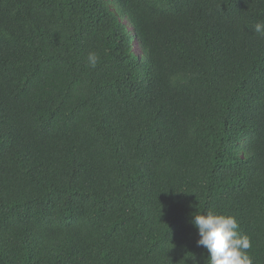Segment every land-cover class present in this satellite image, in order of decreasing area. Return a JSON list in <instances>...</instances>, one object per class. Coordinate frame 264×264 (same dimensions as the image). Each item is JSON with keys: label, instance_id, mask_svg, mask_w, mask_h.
Wrapping results in <instances>:
<instances>
[{"label": "trees", "instance_id": "obj_1", "mask_svg": "<svg viewBox=\"0 0 264 264\" xmlns=\"http://www.w3.org/2000/svg\"><path fill=\"white\" fill-rule=\"evenodd\" d=\"M258 22L264 0H0V264H207L209 211L264 264Z\"/></svg>", "mask_w": 264, "mask_h": 264}, {"label": "clouds", "instance_id": "obj_2", "mask_svg": "<svg viewBox=\"0 0 264 264\" xmlns=\"http://www.w3.org/2000/svg\"><path fill=\"white\" fill-rule=\"evenodd\" d=\"M253 30L264 35V23H256ZM88 64L95 67L98 56L89 53ZM192 223L198 229V246L210 254L207 264H253L248 250L252 247L250 237L240 234L239 223L234 216L207 212L194 215Z\"/></svg>", "mask_w": 264, "mask_h": 264}, {"label": "rangeland", "instance_id": "obj_3", "mask_svg": "<svg viewBox=\"0 0 264 264\" xmlns=\"http://www.w3.org/2000/svg\"><path fill=\"white\" fill-rule=\"evenodd\" d=\"M111 6H112L113 9L115 8L113 4ZM135 47L139 51V42L138 41H135Z\"/></svg>", "mask_w": 264, "mask_h": 264}]
</instances>
